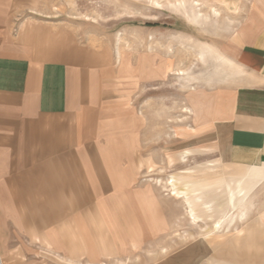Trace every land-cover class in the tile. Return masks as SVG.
I'll return each instance as SVG.
<instances>
[{
    "label": "crops",
    "instance_id": "obj_1",
    "mask_svg": "<svg viewBox=\"0 0 264 264\" xmlns=\"http://www.w3.org/2000/svg\"><path fill=\"white\" fill-rule=\"evenodd\" d=\"M57 1L0 0V264H52L43 254L57 264H118L126 245L166 221L133 211L144 155L119 108L117 59L44 17ZM234 27L223 51L245 78L212 92L201 128L223 163L258 165L264 0L241 8ZM262 213L222 246L198 237L150 264H264Z\"/></svg>",
    "mask_w": 264,
    "mask_h": 264
},
{
    "label": "rangeland",
    "instance_id": "obj_2",
    "mask_svg": "<svg viewBox=\"0 0 264 264\" xmlns=\"http://www.w3.org/2000/svg\"><path fill=\"white\" fill-rule=\"evenodd\" d=\"M253 1L61 0L49 5L51 13L44 17L116 57L119 108L135 133L137 153L144 155L136 159L142 185L130 191L136 195L133 211L153 214L157 225L166 221L160 223L162 232L153 237L147 232L145 239L126 245L118 264L172 258L198 237L222 246L263 214L264 188L250 190L264 185V163H223L201 128L210 116L212 92L245 78L225 58L223 41L236 32L240 9ZM122 130L127 132V122ZM217 222L220 227L214 228ZM40 259L59 262L47 254Z\"/></svg>",
    "mask_w": 264,
    "mask_h": 264
},
{
    "label": "bare ground",
    "instance_id": "obj_3",
    "mask_svg": "<svg viewBox=\"0 0 264 264\" xmlns=\"http://www.w3.org/2000/svg\"><path fill=\"white\" fill-rule=\"evenodd\" d=\"M195 14V13H194ZM216 15V14H215ZM196 17V16H195ZM221 59V58H220ZM249 169H251V168H249ZM248 169V170H249ZM246 176V175H245ZM249 177V176H248ZM223 224V223H222ZM220 227V222H217V223H215V225H214V228H219Z\"/></svg>",
    "mask_w": 264,
    "mask_h": 264
}]
</instances>
